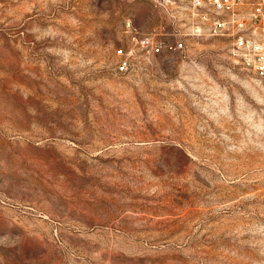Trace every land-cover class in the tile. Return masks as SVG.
Instances as JSON below:
<instances>
[{
	"label": "rangeland",
	"instance_id": "obj_1",
	"mask_svg": "<svg viewBox=\"0 0 264 264\" xmlns=\"http://www.w3.org/2000/svg\"><path fill=\"white\" fill-rule=\"evenodd\" d=\"M167 7L0 0V264H264V78Z\"/></svg>",
	"mask_w": 264,
	"mask_h": 264
},
{
	"label": "built area",
	"instance_id": "obj_2",
	"mask_svg": "<svg viewBox=\"0 0 264 264\" xmlns=\"http://www.w3.org/2000/svg\"><path fill=\"white\" fill-rule=\"evenodd\" d=\"M176 0H161L163 6L168 9L170 3ZM181 1V0H180ZM188 2L195 15V20L190 26L192 34H205L208 36H228L230 39L229 54L245 70L264 78V39L259 38L246 29L264 28V0L253 5L247 13L241 11L243 0H182ZM223 14H227L224 17ZM126 27L131 28L128 20ZM132 38L148 52L160 53L163 49L179 50L182 41L160 43L155 42L148 36L138 37L135 33ZM117 53L123 55L121 48ZM128 58L123 56L117 70L124 71L127 68Z\"/></svg>",
	"mask_w": 264,
	"mask_h": 264
}]
</instances>
